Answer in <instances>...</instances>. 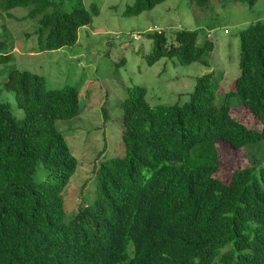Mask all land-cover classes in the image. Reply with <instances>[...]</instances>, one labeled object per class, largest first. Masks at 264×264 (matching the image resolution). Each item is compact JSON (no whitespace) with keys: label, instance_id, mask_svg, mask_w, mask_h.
I'll list each match as a JSON object with an SVG mask.
<instances>
[{"label":"trees","instance_id":"1","mask_svg":"<svg viewBox=\"0 0 264 264\" xmlns=\"http://www.w3.org/2000/svg\"><path fill=\"white\" fill-rule=\"evenodd\" d=\"M63 1L0 0V8L40 16L39 49L59 50L75 45L99 13L97 4L64 11ZM164 1L135 0L123 15ZM149 35L150 65L166 56L209 64V43L199 44L197 31L178 30L172 43L164 32ZM240 39L241 74L220 100L214 72L199 76L189 99L173 105H151L144 86L128 89L120 103L125 155L100 162L94 199L71 215L64 190L78 159L57 121L79 113V89L47 88L42 75L10 70L4 87L25 117L0 102V264H264V144L246 149L264 141V21ZM12 58L0 50V62ZM240 105L261 129L232 113ZM218 140L247 150L250 165L235 168L228 182L215 176ZM39 164L47 170L43 180L35 177Z\"/></svg>","mask_w":264,"mask_h":264},{"label":"rangeland","instance_id":"2","mask_svg":"<svg viewBox=\"0 0 264 264\" xmlns=\"http://www.w3.org/2000/svg\"><path fill=\"white\" fill-rule=\"evenodd\" d=\"M134 2L64 0V11L77 5L90 9L97 4L99 13L94 14L90 25L80 29L75 45L47 51L39 49V37L35 34L40 16L27 17L29 9L24 7L9 11L0 8V50L13 56L9 62H0V102H8L18 119L25 117L14 93L4 87L14 68L44 76L47 88L72 85L79 89V113L57 121L78 159L77 170L64 190L67 215L75 214L84 203L94 199L89 196H95L100 162L125 155L120 103L130 87L144 86L146 99L153 106L173 105L189 99L199 76L214 72L220 79V100L234 89L241 74L240 32L258 20L264 21V0L254 6L236 0H210L205 6L192 0H165L140 15H123ZM178 30L197 31L198 43H209L205 52L208 65L199 61L183 64L177 56L163 57L153 65L148 63L153 47L149 34L164 32L172 43ZM135 34H141V39H134ZM232 113L244 124L262 128L247 106H237ZM263 144L264 141L250 144L246 149ZM217 149L220 168L215 176L224 182L230 180L235 168L250 165L247 150L233 149L224 140L217 141ZM46 175L47 170L39 164L36 179L43 180Z\"/></svg>","mask_w":264,"mask_h":264},{"label":"clouds","instance_id":"3","mask_svg":"<svg viewBox=\"0 0 264 264\" xmlns=\"http://www.w3.org/2000/svg\"><path fill=\"white\" fill-rule=\"evenodd\" d=\"M226 32H228V30H226ZM138 37H139V39H141L142 35L141 34H135L133 36V38L136 39V40H138Z\"/></svg>","mask_w":264,"mask_h":264}]
</instances>
